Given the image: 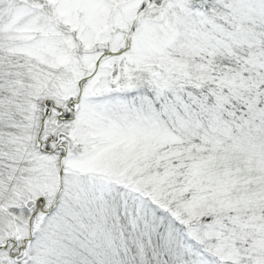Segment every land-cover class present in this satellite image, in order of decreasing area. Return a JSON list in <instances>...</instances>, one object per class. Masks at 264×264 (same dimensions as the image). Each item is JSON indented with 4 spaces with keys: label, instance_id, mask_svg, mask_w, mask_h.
Masks as SVG:
<instances>
[{
    "label": "snow or ice",
    "instance_id": "obj_1",
    "mask_svg": "<svg viewBox=\"0 0 264 264\" xmlns=\"http://www.w3.org/2000/svg\"><path fill=\"white\" fill-rule=\"evenodd\" d=\"M0 264H264V0H0Z\"/></svg>",
    "mask_w": 264,
    "mask_h": 264
}]
</instances>
